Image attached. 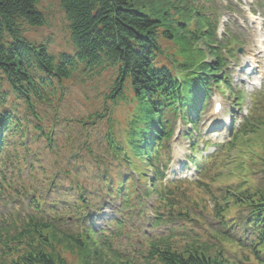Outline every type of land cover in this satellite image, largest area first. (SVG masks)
<instances>
[{
	"label": "trees",
	"instance_id": "16d2710c",
	"mask_svg": "<svg viewBox=\"0 0 264 264\" xmlns=\"http://www.w3.org/2000/svg\"><path fill=\"white\" fill-rule=\"evenodd\" d=\"M59 2L68 21L71 52L51 53L45 44L25 36L26 28L44 25L36 0H0V264H68L59 245L76 251L82 264L99 258L123 264L115 258L114 244L124 229L121 221H116L119 231L109 235L85 227L82 221L89 220V209L102 204L100 196L119 197L121 206L128 208L135 195L139 205L138 180L149 182L147 194H157V212L164 207L169 217L175 213L191 219L189 206L174 199L184 184L164 192L154 185L161 175L155 164L170 135L164 120L182 112L184 121L193 126L190 111L203 105L210 85L227 87L221 49L230 42L219 44L214 37L218 17L214 0ZM163 40L177 46V58H162ZM107 70L116 75L106 96L114 105L126 101V84L133 93L127 97L133 110L120 137L113 135L112 112L107 109V145L89 140L84 127L92 128L105 107L75 120L82 140L77 142L74 135L62 144L42 123L51 117L47 110H54L70 84L80 85ZM262 111L244 122L197 188L221 172L225 158L244 137L251 142L250 134L260 148L250 155L259 159L264 171ZM147 168L153 169L152 179L145 175ZM129 170L138 178L124 173ZM66 196H74L73 202ZM213 200L212 216L219 226L214 238L240 249L238 259L226 256L221 248L213 250L198 236L183 237L182 244L167 237L151 241L143 264H264V183L237 182L220 201ZM69 217L74 229L63 225Z\"/></svg>",
	"mask_w": 264,
	"mask_h": 264
},
{
	"label": "rangeland",
	"instance_id": "374dc122",
	"mask_svg": "<svg viewBox=\"0 0 264 264\" xmlns=\"http://www.w3.org/2000/svg\"><path fill=\"white\" fill-rule=\"evenodd\" d=\"M222 1L223 5L230 3L233 8H236V0H219ZM241 12H235L233 14L225 13L223 18L225 20L222 25L220 24V29H223V25H226V29L231 31V34L236 38L237 44L243 49L242 53L237 56L236 62H230L228 66L229 78L231 80L232 89L234 92L241 91V86L244 87L247 93H255L264 86V79L259 81L260 87L250 92V76L247 72L249 68L240 67L246 59L255 58L257 60L258 69H262L264 61L262 59V53H259L257 47V41L261 37L260 32L255 30V28L250 24L249 13L246 11L244 5V0H238ZM37 10L42 14L44 19V25L39 27L26 28L25 36L30 41H35L37 43L45 44L51 53H58L61 51L71 52L72 47L70 43V32L68 28V21L65 17L64 11L60 7L59 0H36ZM258 16L263 20L264 29V9L261 10ZM163 40L162 47L164 49V56L162 58L170 57L172 59L177 58L175 55L177 46L173 42H166ZM257 47V48H256ZM264 47V42H263ZM237 45L234 46V49ZM236 54V53H235ZM261 54V55H260ZM238 68V69H237ZM241 76L243 79H239ZM116 77L115 72L112 70L103 71L100 76L89 80L84 79L80 85H69V89H65L63 92V99L55 102L54 110H47V114L51 117L44 118L42 122L47 127L51 128L56 132L59 139H62V144L68 137L76 136V141L78 139L82 140L84 136L80 133L79 127L74 128L75 120L82 119L86 117L90 112L93 111H103V117L96 122L92 128L85 126L84 130H88V138L91 143L100 146L105 144L108 138V110L112 112V126L114 127L113 135L116 138L120 137V132L123 131L124 126L127 123L130 114L132 113L133 106L131 105V98L133 93L130 87L126 84L123 90L124 95H126V101L117 100L114 105L111 99L106 96L109 94V87L112 81ZM264 77V76H263ZM5 89V84L2 90ZM215 99H220L223 102L222 113L213 117L211 114L212 103ZM237 100L234 96H231L228 91H221L218 89H213L211 96L207 102V107L201 112L197 119L198 131L200 133V144L202 141H210L211 143H223L227 141L230 137V128H236V120H239L243 113L251 107L247 97L243 96L240 104H235ZM258 111L264 110V106L257 109ZM264 117V111L261 112ZM172 124L174 125L179 122L169 117ZM187 127L183 124L181 125V131L185 130ZM251 142L246 140L247 136L243 138L238 144L239 148H234L230 151V154L225 158V161L220 167L221 172H214L209 180H207L208 185L204 188H197L196 185H183L181 187V192L176 194L174 199L178 205L186 203L190 208V217L188 221L191 227V237L198 236L197 238L201 243H206L211 245L213 250L222 249V252L229 256L231 259L235 256H239L241 253L240 249H236L227 242H222L221 244L214 238L218 236V224L212 216V203L211 199L217 197L222 188L228 184H235L237 182H242L245 179L246 182L249 181L251 184L261 185L264 183V171L261 169L258 161L254 156L248 153V149L259 150V143L254 135H249ZM246 140V141H245ZM199 141V140H198ZM255 141V143L253 142ZM197 142V140H196ZM60 143V142H59ZM107 145V144H105ZM188 140L185 139L181 133L176 135L171 141V147L173 149H182L184 156L176 157L174 163L170 165L168 169V177L170 178H190L194 179L197 177V173L194 168L183 169V161L186 154L189 153L188 150ZM241 145L243 146L241 148ZM64 146V145H63ZM66 148V146H64ZM218 147H210L208 150H215ZM208 152V151H207ZM174 153V151H173ZM204 155L206 153H203ZM257 161V164L254 163ZM178 165H174L177 164ZM203 165V164H202ZM114 171V170H113ZM112 171V173H113ZM171 171H174L172 174ZM216 171V170H212ZM202 181V178H201ZM200 181V182H201ZM199 182V183H200ZM144 186L140 187L144 189ZM112 206L105 207L101 213L96 214L93 218L94 226H103L106 221L111 218H122L125 224L123 236L118 240L117 256L120 257V263L126 260L124 264H143V256L146 255L149 249V244L151 241H156L160 238H164L168 231L167 229L173 228L174 237H183L180 234L175 233L178 228H180L179 218L182 216H177L173 214V223H164L160 226L151 227L149 220L151 218V207L158 205V200L151 194L144 201L139 208L138 205L129 207L128 210H120L118 212H111L115 209L117 205V199H114ZM182 203V204H181ZM160 205L165 206L163 203ZM1 208V203H0ZM165 213H168L164 207H160ZM172 213V212H171ZM183 220V219H180ZM89 223V222H88ZM183 240H177L176 242L182 244ZM214 246V247H213ZM60 255L66 260L68 264H82L78 261V256L76 251H72L67 247L57 246ZM213 251H210V254ZM234 253V254H232ZM115 264L109 258L102 259L99 258L98 261H94L93 264ZM85 264V263H84ZM116 264H119L118 262Z\"/></svg>",
	"mask_w": 264,
	"mask_h": 264
},
{
	"label": "bare ground",
	"instance_id": "6f19581e",
	"mask_svg": "<svg viewBox=\"0 0 264 264\" xmlns=\"http://www.w3.org/2000/svg\"><path fill=\"white\" fill-rule=\"evenodd\" d=\"M262 41H263V38H260V39L258 40V45H259V46L262 45ZM260 47H261V46H260ZM248 60L250 61L251 59H248ZM252 62H256V60L253 59ZM252 68H255V66L252 67ZM253 72H254V71H253ZM256 73L259 74L258 71H256ZM256 73H255V74H256Z\"/></svg>",
	"mask_w": 264,
	"mask_h": 264
}]
</instances>
